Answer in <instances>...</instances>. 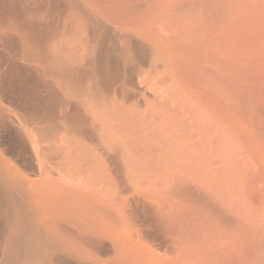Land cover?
Wrapping results in <instances>:
<instances>
[{
  "label": "bare ground",
  "instance_id": "6f19581e",
  "mask_svg": "<svg viewBox=\"0 0 264 264\" xmlns=\"http://www.w3.org/2000/svg\"><path fill=\"white\" fill-rule=\"evenodd\" d=\"M0 264H264V0H0Z\"/></svg>",
  "mask_w": 264,
  "mask_h": 264
}]
</instances>
